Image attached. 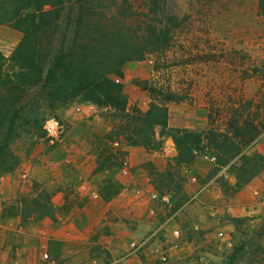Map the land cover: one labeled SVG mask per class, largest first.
<instances>
[{"label":"rangeland","instance_id":"374dc122","mask_svg":"<svg viewBox=\"0 0 264 264\" xmlns=\"http://www.w3.org/2000/svg\"><path fill=\"white\" fill-rule=\"evenodd\" d=\"M85 1L94 7L92 13L97 14L91 16L94 24L112 31L119 30L121 34L128 35L131 40L135 37L141 46L146 43L143 35L149 26L155 27L157 32L168 36L166 46L149 48L141 59L127 61L121 66V78L112 73L109 74V78L121 84L122 89L126 84L130 89L129 93H137L133 96L137 95L138 98L143 99L144 111H147L151 104L167 107L169 128L184 126L187 130L194 132L211 130L219 135L215 137L218 141H226L220 148L210 146L205 140L203 141L205 148L201 153H196L193 161H198L195 175L208 170V175L214 176L224 169L222 176L217 178L218 182L222 178L228 181L227 178L231 176L236 179V170L242 165L243 155L261 154L264 157L259 152V150L264 152V17L260 14V0ZM97 7H100V10ZM77 15V0H65L54 35L56 48L61 41H64L65 45L70 44ZM1 26L0 49L10 51L11 54L22 38V34L19 32L18 40L17 37L7 35L9 31L16 30L7 25ZM136 41H133V44H136ZM137 84L147 90H143ZM166 94L173 95L177 101L167 102ZM74 101L83 100L78 97L64 107L49 109L41 89L36 87L28 91L18 104L22 119L19 122L18 137L11 143L13 153L16 156L17 152L31 154V146L39 141L48 145L45 132L43 133L40 129L43 120L54 117L60 121L59 112L73 104ZM128 108L131 110L138 107L132 104ZM110 114H113L110 109L103 108L101 111L102 118L111 116ZM61 124L65 129L66 137V127L62 122ZM159 133L160 129L157 128L158 140L160 139ZM89 138L96 156L100 151L105 158L110 154H118V149L122 148L120 144L126 145L122 136H113V140L118 141V145L108 144L97 135ZM227 138L232 141L229 142ZM167 139L170 138H164L160 150L152 151L164 156L167 160L166 168L159 171L153 164L143 165L159 194V198L154 200L157 201L156 204L159 207H164L158 215L159 223L172 216L177 209L190 200L189 196L184 193V184L188 174H185L182 168L189 167L193 162L186 166H178L175 160L177 151L174 157L173 148L171 144H167ZM243 139L252 140L249 145H245ZM258 143H262V149L258 148ZM233 145L238 147L239 152L231 158L225 153H230ZM48 146L50 151L53 150L51 147L59 145ZM166 147L170 149L168 154L164 151ZM38 152L42 154V151ZM204 153L215 156V162L211 163L201 158ZM227 159V164L221 166V160ZM24 179L27 180L28 176L26 175ZM30 187V191L24 188L15 198L3 202L0 211V238H6L5 227H13V225L3 223L1 220L3 218L19 219L18 226L25 227L26 231L27 226H31L33 222L56 219L51 193L36 184ZM225 192L226 194L223 193L226 196L232 194L228 189ZM68 194L71 195L72 201H76L77 197L74 198L73 189H67ZM42 195L49 200L50 205L47 207L52 212L51 216H45L47 210L37 206L42 203L47 204L41 199ZM162 196H167V198L163 200ZM258 199L264 203V192L258 196ZM3 207L6 212L13 211L19 214L2 216ZM66 207L65 205L62 209H67ZM262 213L264 215V204ZM223 219L228 220L235 227V236L231 240L227 236L224 240L218 238L202 246L198 240L196 242L198 248L187 257L185 263L181 260L173 264H228L234 248L239 246H242V249L235 255V264H248L249 259H257V248L261 245L255 231L260 232L262 229L264 234V220L263 225L257 229L255 224L248 223L247 219L228 216H223ZM181 228L187 238L190 236L194 238L193 233L197 232L193 231L188 223ZM181 230L177 229L178 235L173 233V236L180 239ZM195 238H201L199 232ZM61 244L58 241L48 240L46 248H42L43 254L46 252L47 255H44L37 264H65L64 260L58 257ZM136 246L134 248L130 245L129 250L112 264H130L126 260L131 254H137L145 264L142 249H139L138 244ZM262 250L264 251L263 248ZM90 251L91 258L96 259L95 264L111 263L109 252L103 246L94 245ZM156 263L172 264L169 263L165 253L157 256Z\"/></svg>","mask_w":264,"mask_h":264},{"label":"crops","instance_id":"0c3cea01","mask_svg":"<svg viewBox=\"0 0 264 264\" xmlns=\"http://www.w3.org/2000/svg\"><path fill=\"white\" fill-rule=\"evenodd\" d=\"M1 28L0 25L2 31ZM7 35L17 37L18 40L20 38L17 31H9ZM0 51L6 57L10 54V51ZM123 89L128 106L136 104L144 111L143 99L133 96L137 94L135 92L129 93L126 84ZM101 111L90 103L74 101L59 112L60 122L66 127L63 144L51 147L53 150L49 151L48 145L36 142L31 146V154L16 153L19 162L14 171L0 174V211L3 202L15 198L24 188L30 191L32 184L51 193L56 211L55 220L33 222L27 226V231L25 227L18 226L19 219H1L13 227L4 228L7 239L0 238V264H37L47 255L46 252L43 254L42 248H46L48 240L62 243L58 257L65 264H95L96 259L90 255L94 245L107 249L112 264L133 243L142 249L145 264H157V256L162 253L167 255L169 263L181 260L185 263L187 257L198 248V240L202 246L208 241H216L218 238L224 240L227 236L231 240L235 236V227L223 216L247 219L257 229L263 225L264 203H261L258 196L264 192V170L240 191L226 196L217 181L225 170L214 176H209L208 170L195 175L198 166L196 160L189 167L182 168L188 174L184 193L189 196V202L159 223L158 215L164 207H159L157 201L151 198V195L159 194L143 165L153 164L160 171L166 168L167 160L158 152L147 151L142 146L120 144L121 149L126 151L123 166L96 171V152L93 151L89 137H103L111 130V125L102 118ZM167 144H171L175 157L176 150L170 139H167ZM261 144L258 143L260 149ZM259 152L264 155L263 151ZM26 175L27 180L24 179ZM227 180L232 185L236 182L232 176ZM107 182L121 187V190L105 200L103 194ZM67 189L74 190L76 201L67 195ZM65 205L67 209H62ZM187 223L193 231H197L193 233L194 238H187L181 230V226ZM177 229L181 230L180 239L173 236ZM198 232L200 239L195 238ZM255 234L264 249L262 229L260 232L255 231ZM126 261L130 264H143L137 254H131Z\"/></svg>","mask_w":264,"mask_h":264},{"label":"trees","instance_id":"16d2710c","mask_svg":"<svg viewBox=\"0 0 264 264\" xmlns=\"http://www.w3.org/2000/svg\"><path fill=\"white\" fill-rule=\"evenodd\" d=\"M64 3L65 0H0V25H7L22 34L9 57L0 51V174L12 172L18 165L19 159L11 150L22 119L18 104L28 91L36 87L41 89L49 109L64 107L79 97L99 109L112 110L111 116L103 117L111 125L109 133L102 137L108 144L118 145V141L113 140L116 135L122 136L127 146H142L147 151H158L164 138H170L177 151L175 160L178 166L191 164L196 153H201L205 148L204 140L215 148H220L226 142L218 141L215 137L219 135L211 130L194 132L169 128L167 107L151 104L144 112L138 108L129 110L122 85L109 78L111 73L121 78V66L127 61L141 59L149 48L166 46L167 35L149 26L143 35L146 43L141 46L135 37L131 40L119 30L112 31L94 24L91 18L92 14L97 15L92 13L94 7L85 0H77L78 15L72 40L69 45L61 41L56 48L54 35ZM259 8L264 17V0H260ZM97 9L100 10V7ZM165 100L177 101L171 94H166ZM43 123L40 129L44 133ZM157 128L160 129L159 140L156 137ZM251 140L243 139V142L249 145ZM232 149L230 153H225L231 158L239 152L234 145ZM117 152L105 158L99 151L96 171L121 168L126 151L118 149ZM227 162L228 159L221 160L220 165L224 166ZM263 170L264 157L261 154L243 155L242 165L236 170V182L232 185L222 178L218 183L225 194L227 189L235 194ZM120 190L121 187L107 182L103 198L108 200ZM40 197L47 204L37 206L47 210L45 216H51L52 212L47 207L49 200L45 199V195ZM15 214L19 213L6 212L3 207L2 216ZM241 249L242 246L234 248L228 264H235V255ZM257 253V259H249L248 264H264L261 247L257 248Z\"/></svg>","mask_w":264,"mask_h":264},{"label":"built area","instance_id":"2783aa9c","mask_svg":"<svg viewBox=\"0 0 264 264\" xmlns=\"http://www.w3.org/2000/svg\"><path fill=\"white\" fill-rule=\"evenodd\" d=\"M43 130L45 132V136L48 142V145H61L64 143L65 140V129L63 127V125L61 124V122L54 118V117H50L47 118L44 123H43ZM164 151L166 154H168L170 152L169 148H164ZM201 158H203L204 160L214 163L216 158L213 155H207L206 153L201 155ZM152 199H157L159 198V196L157 194H153L151 195ZM162 199L165 200L166 197L162 196ZM175 235H178V232L175 231L174 232ZM131 247H137L136 244H131Z\"/></svg>","mask_w":264,"mask_h":264}]
</instances>
